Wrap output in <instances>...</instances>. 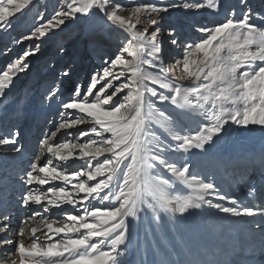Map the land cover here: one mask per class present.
<instances>
[{
    "label": "snow or ice",
    "instance_id": "obj_1",
    "mask_svg": "<svg viewBox=\"0 0 264 264\" xmlns=\"http://www.w3.org/2000/svg\"><path fill=\"white\" fill-rule=\"evenodd\" d=\"M32 7L35 0H0V33H8L17 15ZM179 7L219 12L221 3L133 0L127 8L120 0H56L50 11L37 12L28 34L13 40L14 44L27 42L28 47L0 70V98L29 68L28 58L39 54L43 41L68 23L99 17L108 33L101 30L92 35L93 47L105 44L113 32L122 36L118 52L102 59L86 88L75 84L65 92L58 85L43 96L49 106L53 101L58 105L60 119L48 121L56 130L42 133L31 157L16 163V158L24 156L19 130L0 138V163L7 170L12 158V171L20 184L17 210L29 212L32 205H39L43 212L64 211L68 221L55 228L48 223L50 235L42 243L36 242V228L31 230L28 246L24 240L17 243L0 237V247L15 245L19 260L13 264H124L132 229L142 216L150 212L159 224L161 212L183 217L204 206L246 219L261 237L264 250V200L247 204L235 195L221 194L211 177L191 172L186 158L193 150L206 151L229 125L264 127V9L253 11L242 0L239 14L232 9L211 26L199 21L189 25L203 35L188 43L180 37L178 26L169 24L168 35L174 37L171 45L181 49L182 58L167 62L160 39L165 31L163 14ZM126 10L129 14H122ZM58 51L63 52V47ZM63 76L70 73L64 71ZM165 105H171V110ZM185 116L197 118L195 131L182 123ZM157 126L168 135H157ZM62 130L67 138L54 142ZM82 139L85 142H77ZM46 154L50 158L40 166ZM101 157H105L102 163ZM147 170H157L155 191H145L142 173ZM98 177L106 178L95 182ZM57 181L65 186H50L47 192L36 194L35 185ZM175 183L186 186L187 194H170ZM214 199L226 203H214ZM97 200L108 203L96 207L93 201ZM7 205L0 197V234L10 231V215L3 214L11 211ZM63 205L77 213L83 209L84 214H71ZM37 215L34 212L27 219ZM22 224L20 236L26 231V222ZM61 233L64 238L54 239ZM71 234L79 235L71 238Z\"/></svg>",
    "mask_w": 264,
    "mask_h": 264
},
{
    "label": "rangeland",
    "instance_id": "obj_2",
    "mask_svg": "<svg viewBox=\"0 0 264 264\" xmlns=\"http://www.w3.org/2000/svg\"><path fill=\"white\" fill-rule=\"evenodd\" d=\"M68 2H70V0H68ZM120 2L124 4L127 8H130L133 0H120ZM135 2L136 3L154 2V0H135ZM174 2L180 4L182 3V0H174ZM220 3H221V8L219 12H213L212 10L209 9L186 10L183 9L182 7H179L176 9H171L167 14H163L164 20L162 21V23L165 26V31L163 32L160 39L162 41L163 53L166 58H169L167 62H174L175 59L182 58L181 49L171 45V39L174 37H170L168 35L167 27L169 24L177 25L180 37L182 39H185V43H188L191 41L198 40L199 37L203 35L194 31L192 28L189 27V25L195 23L196 21H199L201 24H207L211 26L214 22L223 20L226 17V15L232 11V9H235L237 14H239L243 10L242 0H220ZM55 4H56V0H35V7H32L30 10L26 11L23 15L18 14L16 19L13 21V27L8 31V33H0V70H3L8 63L12 62L15 59H18L23 54V51L28 47L27 42H24L22 44H14L13 40L19 39L22 35L28 34V31L33 25V19L37 14V12H43L45 11V8H47L50 11ZM247 4L249 7L253 9V11H259L261 9H264V0H247ZM122 14L128 15L129 13L126 10ZM142 22H146V20H142ZM101 30H103L105 35H107L108 30L104 26L103 21L99 17H93L91 19L81 18L76 22L68 23L67 27L63 28V31H57L54 36H50L49 38L45 39L43 41L41 51L39 52V54L28 58L30 64L29 68L21 72L14 79V82L6 91V97L0 98V101L6 100L7 95L9 96V98L10 97L14 98L18 93L19 96L21 94H23V96L20 102L21 104H19V106L14 109V112L17 115H21L22 112L25 111L27 107L25 101L27 98L30 97L32 98V96L35 99H37V102L41 103V106H39V109H37V111L36 109H34L36 113L48 117L49 116L48 114H50L52 109L53 110L55 109V111H57L58 105L55 103V101H53L51 103V106H49V104L47 102H44L42 99L43 96L49 90L59 85L66 92L67 89L73 87V85L75 84H79L81 85L82 88H86V86L90 83V75L94 70H96L99 67V65L102 62V59L105 57H112L114 54L118 52V45H120V40L122 39V36L117 32L111 33V38L108 39L107 42L100 47H93L90 44L89 38L92 35L100 34ZM164 37L168 38L167 45H165L164 43V39H163ZM60 47H63L64 49L63 52L58 51V48ZM6 48L9 50L5 51ZM125 58L130 59L131 57L125 54ZM145 67L147 68L146 65ZM147 70L151 71L150 68H148ZM64 71H68L70 73V76L68 77L69 81L66 82V85L63 84V82L66 80V78L63 76ZM185 84H187L186 86H188V82H185ZM65 86L68 88H66ZM97 88H99V85L97 86ZM7 105H8V101L2 102L3 108H6ZM156 106L161 107L159 103H157ZM169 106L170 105H165L164 107H167L169 108V110H171V106L170 107ZM48 118L44 119L43 122L46 124L47 127L52 128L53 131H55L56 129L51 127V125L48 123V121H50V116ZM51 121L55 122L54 116ZM31 123L32 120H29V122L25 124L26 126L28 124V131L29 129H31V126L33 125ZM182 123L184 124V120H182ZM16 124L18 123L14 121L13 126L10 127V131H15L19 129V127H16L17 126ZM77 127L80 128L81 130H86L84 125H78ZM249 127H252L253 130H258L259 132L262 131L264 133V127L258 125H250L248 126V128ZM234 129H235L234 135H236L237 133L241 134L247 128L238 127L235 125H229L228 131L224 135H226L227 137L230 136L229 133H231ZM31 130L32 132L34 131V129ZM156 131H157V135H161L162 133L163 135H168L166 129L158 128V126L156 127ZM66 138L67 137L65 133V135L63 136V140ZM93 138L95 137L93 136ZM63 140H61V142ZM77 142L82 143L85 141L84 139H82ZM27 144H29V142H27ZM37 144L33 145L35 151L37 149ZM197 151L198 152H194L193 150L186 157L191 166L190 168L191 172L195 174H199L202 177L205 176L211 177L216 182L218 187L221 189V194L225 193L224 191L226 190L228 191L230 189L234 190L233 192L239 191L240 188H243L245 182L251 183L252 181L251 176H253L251 174L248 177L247 176L243 177V175H241V177L238 176L234 177V175H232L234 174L232 173V171L229 173L228 171L224 170L223 172L218 173V175L213 173V171L215 172L217 170L218 166L222 165L224 167L226 162H228L229 160L230 162H233L231 159L237 157V155H235L236 153L235 150L233 151L230 148H228V145L226 143H219L218 145L213 144L207 147L206 151H201V150H197ZM242 153L244 154V157H246L248 160L247 171L249 173L254 166L253 160L251 159V157H248L244 151ZM107 155L108 154H105L106 157ZM104 158L105 157L99 158V162L102 163ZM95 164L96 161H93L92 166L95 167ZM77 170H78V166H77ZM4 171H5V167H4ZM204 171L205 173H203ZM226 173L227 176L225 175ZM156 175H157V170H147L146 173H142L143 180L146 183L145 191H151V190L155 191L157 189L158 185L155 181ZM218 176L221 180L220 185L217 182ZM1 178H3V176H1ZM101 178H106V177H98L97 181L95 182H98L99 179ZM229 178H231V184H229L228 182ZM240 183H242L243 185L238 186ZM252 183H253L252 186L257 191L261 192L264 195V187H263L264 185L260 189L259 187L260 185L257 186V183L255 182ZM13 185H12L13 189L11 194L8 195L6 193L2 196L5 197V200L8 201V204L11 202L10 204L16 205L20 197L19 195H17V191L20 189V187L18 184H13ZM58 186L64 187L65 185L60 183L58 184ZM225 186L227 189L225 188ZM236 186L240 188L237 189ZM7 191H11V190L8 189ZM175 192L187 193L188 189L184 185L175 183L171 186L170 194ZM254 199H255L254 200L255 203L259 202L258 198H254ZM213 202L226 203L215 199L213 200ZM107 203L108 202H102L99 200L93 201L94 206L98 205L100 207H103ZM10 204L7 206L9 209H11L12 215L18 214L16 213L17 209H14L15 207L11 206ZM65 207L66 205L62 206L64 210H67L65 209ZM209 209L213 210L214 212H219L214 208H209L208 206H204L205 211ZM67 211L68 212L70 211L71 214H81V215L84 214V212H82L81 210H79V213H77V211L72 209ZM3 214H5V212H3ZM63 215L65 216L64 213ZM206 216L207 215L204 216L203 213L198 215V219H200L202 227L204 228L205 232H207L205 233L206 235L204 236L205 240L206 239L209 240L211 235H213L214 237L216 235L221 237L223 234H225V231H227V233L230 234L232 238L236 239V241L241 240V236H238V234L240 233L236 232L239 230L237 229L238 224L235 221L236 220L235 217H233L235 219L234 220L232 218L229 219V217H232L229 215H227V217L223 215L220 217L219 215H217L208 218ZM160 217L161 219L159 224L155 222L154 216L150 212L147 213L146 217L143 216L140 220L141 221L140 224L142 225L144 232V236L142 235L141 238L144 237V241L147 243L148 246L151 241L148 242L146 238L149 240H151V238L154 239L156 237L161 238L164 229H168V230L171 229V223H169L170 221L168 220V218L172 221L174 227L177 226V216L173 218L170 214L161 212ZM62 218L63 217H59L55 219L52 218L48 220L42 219L40 224L44 226L41 229L40 233L36 234L37 237L36 242L37 243L46 242L47 236L50 235L47 232L46 225L48 223H52L54 228L61 227L63 226V224L60 223ZM22 221L23 218L21 216H19L17 219H12V217H10L9 229L10 231L14 232L13 233L14 236L10 240L16 241L17 243L19 242V240H24L25 246H27L32 242V239L30 237L26 238L24 236L18 235ZM27 224L29 223L27 222ZM212 225L213 227L216 226L217 229L216 233L214 234H212V231L208 229V227ZM247 228L248 230H250V232H246V234L244 235H247L248 237L251 236L255 240L254 242V240L252 239L253 244L255 243L261 244V238L259 241L257 240V238L259 239V235L252 230V227L248 226ZM7 233H2V237L6 236L8 238ZM252 233H254V235H252ZM78 235L79 234L77 235L71 234V238H76ZM59 238H64V234L61 233L58 234L56 237H54V239H59ZM92 242H95V240H93ZM248 243H251V239L244 241V244L246 246L248 245ZM225 245L226 244H223L222 247H224V249H229V251L231 252L230 248L232 247H228ZM126 255L127 256L134 255L133 249L128 250ZM15 257H17L15 251V245L13 244L6 245V248L1 252L0 264H13V261L18 262L19 258L16 259Z\"/></svg>",
    "mask_w": 264,
    "mask_h": 264
},
{
    "label": "bare ground",
    "instance_id": "obj_3",
    "mask_svg": "<svg viewBox=\"0 0 264 264\" xmlns=\"http://www.w3.org/2000/svg\"><path fill=\"white\" fill-rule=\"evenodd\" d=\"M163 39H164L165 45H167L168 38L164 37ZM68 81L69 80L67 77L66 80L63 82V84L66 85V82ZM18 96H19L18 93L16 94L14 98H11V97L9 98V96L7 95L6 100L0 101V138H2L4 134H7V132L10 131V127L13 126L14 121L16 123L19 122L18 130L21 133L20 144L22 146L24 156L22 158H19V157L16 158L17 164H19L20 159L26 160L33 155V153L35 152L33 145L37 144L38 140L43 138L42 133L44 131H48L49 133L53 131L52 128H49L46 126L43 120L47 119L49 116H50V121L52 120L53 116L55 117V122L56 121L58 122L60 119L58 111H55V109L54 110L52 109L50 114H48L49 115L48 117L45 115L43 116L39 113H36L34 109H36L37 111V109H39V106H41V103L37 102V99H35L33 96L32 98L30 97L26 99L25 103L27 107L25 111L22 112L21 115H17L14 112V109L18 107L19 104H21L20 102H21L23 94H21L19 97ZM4 101H8V105L6 106V108H3L2 106V102ZM196 119L197 118H193L191 116H185L183 118L185 122L184 125L186 127L188 126L196 130ZM29 120H33V123H31L33 124L31 126V129H34L33 132L31 129H29L28 131V127H27L28 124L25 128H23L24 125L29 122ZM71 131L75 132V129ZM234 131L235 129L231 133H229L230 136L228 137L226 135H222L219 139L215 140L213 144L218 145L219 143H226L228 145V148H230L233 151L235 150L236 152L235 155H237V157H235L236 159L233 158L235 160L231 159L233 162H230V160L226 162L224 167L222 165L218 166L217 170L215 172L213 171V173L218 175V173H221L224 170L228 171L229 173L231 171L232 173L235 171L242 173L245 170H247L248 160L246 157H244V154L242 153L243 151L247 154L248 157H252V159H256V161L253 163L255 166L253 169H251L252 170L251 173L254 170L253 176H252L253 179L251 183H247V184L244 183L243 188L238 187V186L243 185L242 183H240L238 186H236L237 189L240 188L239 191L233 192L234 190L230 189L224 192L228 193L229 195H235L243 203L258 204L261 202V200H264V195L261 192L257 191L252 186L253 184L252 182L257 183V186L259 184L261 186L264 185V179L262 177L264 175L262 174L264 173V150H263L264 133L262 131L259 132L258 130H253L252 127H249V128L247 127V129L243 131L241 134L237 133L236 135H234ZM64 135L65 133L63 131L58 133L57 137L54 138V142H57V143L61 142V140H63ZM27 142H29V144H27ZM194 152H198V151L194 150ZM49 158L50 157H48V155L46 154L45 157L42 158V162L40 163V166H43V163H46ZM12 163H13L12 158L9 157L8 166H7L8 168L5 171H4V165L0 163V176H3V178L0 177V188L11 190L9 191L8 194H11L13 186H14L13 184H18L20 187V184L18 183V177L12 171ZM53 165L55 166L54 158H53ZM256 170H258V172H261V173H259V175H256V172H255ZM203 173H205V171ZM225 175L227 176V173ZM220 181L221 180L218 176L217 182L219 183V185L221 184ZM228 182L229 184H231V178L228 179ZM58 184H60V182L57 181V182H51L50 185L49 184H46L43 186L35 185L34 187L37 189L36 194H39L41 192H47L48 187L50 186L56 187L58 186ZM69 187H68L69 190H71V186ZM145 187H146V183H144V188ZM252 188L255 189L254 192L250 191ZM172 194L183 195L187 193L175 192ZM17 195L19 196L21 195L20 189L17 191ZM254 198H258L259 202L255 203ZM10 205L15 207L14 209H17V204L16 205L10 204ZM97 206L98 205H96V207ZM65 209L70 210L72 208L71 206L66 205ZM80 210L84 212L83 209H80ZM0 211H2V209H0ZM88 211H91L90 207L88 208ZM4 212H5V215H10L12 219H17L19 216L23 218V221L26 222V231L23 236L26 238H29V237L31 238L32 228L37 229L36 234L40 233L41 229L44 226L40 224L42 219L48 220L52 218L55 219V218L63 217L60 223L64 224L68 222L66 219V216L63 215L64 211L52 209L49 212H43L41 211L39 205H32V210L29 212L16 210V213H18V214L15 213L16 215H12L11 211L10 212L4 211ZM34 212H38L39 215L35 216L34 219L28 220L27 217H31ZM201 213H203L204 216L207 215L206 216L207 218L212 217V216H217V215H219L220 217L222 215L227 217V214H223L220 212H214L211 209L205 211L204 207L199 210H193L190 215H185L183 217H180L179 214H177L176 215L177 216V226L174 227L172 221L168 218V220L170 221L169 223H171V229L170 230L164 229L162 232L161 238L156 237L154 239L151 238V240H149L145 237L146 240H148V242L151 241L149 246L144 241V237L141 238L142 235L144 236V232H143L142 225L140 224L141 221H139L138 226L133 227L132 235L127 245V251L133 249L134 255H131V256L129 255L130 257L126 255L124 257V264H240V263L241 264H252L251 262L253 260L259 264H264V250H262L261 244L260 243L253 244L252 243L253 238L251 236L248 237L247 235H244L246 234V232H250V230H248L247 227L248 226L252 227L246 221V219L235 217L236 218L235 220L233 217H229V219L231 218L234 219L238 224L237 229L239 231H236V232L240 233L238 234V236H241L240 241L239 240L236 241V239L232 238V236L228 234L227 231H225V234H223L221 237L215 234L216 235L215 237L211 235L209 240L208 239L205 240L204 236L206 235L205 233L207 232H205L204 228L201 225L200 219H198V215ZM27 222L29 224H27ZM23 226H25V224L21 223V227ZM208 229L212 231V234L216 233V230H217L216 226L213 227V225L209 226ZM13 233H14L13 231H10L7 233L8 239L13 238L14 236ZM252 235H254V233H252ZM0 237H2V234H0ZM260 238L261 237L259 236V239L257 238V240L259 241ZM248 239L249 240L251 239V243H248V245L246 246L244 244V241ZM223 244H226L225 246L232 247L230 248L231 252L229 251V249H224V247H222ZM5 248L6 246L0 247V257H1V252ZM16 254H17V257L15 258L17 259L19 258V255L17 252ZM238 260L240 261V263H238Z\"/></svg>",
    "mask_w": 264,
    "mask_h": 264
}]
</instances>
